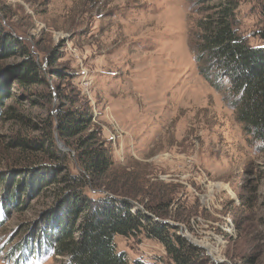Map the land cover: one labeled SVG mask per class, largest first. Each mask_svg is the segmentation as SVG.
<instances>
[{"label":"rangeland","instance_id":"obj_1","mask_svg":"<svg viewBox=\"0 0 264 264\" xmlns=\"http://www.w3.org/2000/svg\"><path fill=\"white\" fill-rule=\"evenodd\" d=\"M236 1L238 33L261 44L262 0ZM202 8L196 0H0V39L11 47L0 59V94L12 92L0 100V264L67 263L42 231L63 218L70 193L58 197L61 183L43 187L39 178L79 175L76 146L88 137L112 165L77 189L82 197L131 192L139 209L162 207L163 221L203 250L195 264H264V144L236 119L228 78L214 68V84L201 69ZM28 65L42 82H16ZM66 111L86 120L68 140L52 132L59 159L22 151L18 138L45 144ZM114 241L130 264H175L144 233Z\"/></svg>","mask_w":264,"mask_h":264},{"label":"trees","instance_id":"obj_2","mask_svg":"<svg viewBox=\"0 0 264 264\" xmlns=\"http://www.w3.org/2000/svg\"><path fill=\"white\" fill-rule=\"evenodd\" d=\"M196 1L204 7L202 11L205 14L198 22L200 32L196 44L197 50L200 51L197 60L204 65L201 69L206 78L214 84L215 79L210 76V71L214 68L218 69L219 78H228V95L236 119L243 125L246 133L264 144V28L258 32L263 42L252 46L237 31L236 0ZM211 2L214 4H210ZM262 9L264 11V0ZM6 45L9 47L7 50ZM10 50L8 40L0 39V59L7 57ZM35 69L30 65L26 66L15 78L16 82L24 86L42 82L41 75L37 74ZM9 93H12L11 89H7L5 95L0 94V100L8 98L6 95ZM7 113L15 116L12 111ZM85 120V117L66 111L51 122L52 131L43 135L45 144H33L31 138H18L17 143L23 152L34 154L35 151L59 159L60 151H55L52 132L57 131L61 138L68 140L81 132ZM91 140L92 137H88L77 143L81 169L79 175L60 172L58 175L49 172L39 178V186L43 187L58 186L61 183L55 189V195L58 197L70 193L69 207L64 211L63 218L55 224L49 223L50 226L47 224L46 230L42 231L53 252L67 258L66 264H130L127 255L118 252L115 235L144 233L162 243L175 264H195L196 259L203 258V250L187 241L179 233L178 226L163 221L167 213L163 212L162 207L146 206L145 211L137 208L135 201L139 202L138 193L121 192L118 194L120 197L106 195L95 201L84 198L77 192L79 187L89 184L95 186V182L101 179L112 165L110 157L94 143L91 144ZM31 164L30 166H34L33 162ZM12 181L21 182L22 179L15 176L14 179L11 177ZM26 182L27 180L22 189H27Z\"/></svg>","mask_w":264,"mask_h":264}]
</instances>
